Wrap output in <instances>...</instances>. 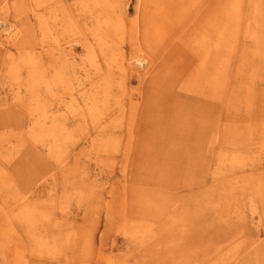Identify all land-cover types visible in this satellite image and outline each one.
Listing matches in <instances>:
<instances>
[{
  "label": "rangeland",
  "instance_id": "1",
  "mask_svg": "<svg viewBox=\"0 0 264 264\" xmlns=\"http://www.w3.org/2000/svg\"><path fill=\"white\" fill-rule=\"evenodd\" d=\"M250 1L260 3L257 5L264 14V0H245V3ZM126 4L129 16L133 17L136 0H126ZM8 5L6 1L0 6L5 10V6L8 8V19H0L2 51L11 50L8 39L14 32L11 27L13 14L28 18L32 0H24L16 8ZM247 10L251 12L252 9ZM242 16L239 40L230 44L234 49L233 60L230 59L231 67L227 71L230 78L227 75L228 87L224 92L223 112L224 118L231 121V124L234 121L240 123L239 138L242 141L246 138L252 141L240 148L244 156L239 155L243 159L242 163L246 162L245 166L229 168L233 154H223L226 157L223 156L222 162L229 169L224 175H230L229 178L224 176L215 180L206 176L203 179V171H198L196 176L192 175L191 169L185 173L181 171L177 162L182 160L187 161L189 167L200 165L199 157L193 158V153L186 149L191 145L187 144L181 150L178 148L184 145L182 139L166 136L169 139L166 144L170 143L171 148L162 146L156 150L153 140L158 134L148 130L151 129L150 125L143 124V118L152 114L156 102L153 101L154 98L150 99L148 84L140 81L138 72H133L129 77V93L126 92L123 96H131V101H128L124 108L125 114L121 117L127 119L132 114L140 122L134 128V145L127 160L123 153H105L99 150L109 139L108 135L91 134L88 131H80L79 134L74 129L68 135L67 142H57L56 139V142L50 144L51 138L48 136L47 146L32 141L27 136L28 133L36 135L42 141L45 140L42 137L46 133L50 134V129L46 125L45 128L40 127V123H30L31 111L45 113L49 112L48 108L46 105L41 109L31 105V94L27 99L28 104L18 105L15 100L18 97L17 89H12L10 85L0 89V114H5L2 107L12 108L13 103L18 106L12 110L11 119L4 123L0 121V264H107L105 258H111L115 264H203L206 260L207 264H252L253 258L259 264L264 263V59L259 58L258 51L255 52L251 38L253 33H260V37L262 33L264 43V22L261 25L255 24V17L253 20V15L247 11ZM248 25L251 26L250 29H247ZM92 43H98L93 48L94 52H100L98 45L102 44L101 41ZM143 47L140 46V49L144 50ZM67 48L72 53L71 62L75 73H78L76 78L85 81L89 63L86 60V50L78 43H74V49L69 46ZM123 49L127 64L136 62L137 58H147L138 53L140 49L136 52L129 42L123 45ZM19 51L28 53L30 49L24 47L20 40L18 46L12 48V52ZM114 68L116 69L113 67L112 70ZM179 71L180 68L177 69ZM156 77L161 82L168 76L167 73H161ZM171 101L173 98L169 100ZM115 116L119 119L120 112ZM88 126V129L93 126L89 123V118ZM139 144L141 152L136 150ZM58 145H63L62 151L66 148L69 154L62 165L54 164L47 156L50 147L55 150ZM29 148L33 151L30 159H26L23 155L26 151L29 152ZM22 157V164L15 167ZM206 157L209 161L214 160L210 154H206ZM225 181L231 182L224 185ZM221 185L227 187V190L221 191ZM72 189L77 190L78 195H73ZM68 194L73 197L70 209L66 211L63 208L66 205L63 204V198ZM180 206H190V216L180 217ZM166 210L171 212L168 214L171 220L173 213L177 212L174 218H177L176 223L180 218H191L187 229H180L187 232H180L175 228L171 231L170 222L161 225L158 230L154 229L160 226L161 222H156ZM54 220L62 223L67 220L60 228V238L65 233H78L83 238L80 244H83L85 238L79 227L90 225V235L94 237L86 243L94 250L91 259L85 257L80 260V254L74 253L64 243L61 248L55 247L52 250L39 246V241H36L37 229L46 228L55 234L52 223ZM147 229L155 230V239L142 247L134 237ZM164 229L168 232L159 233ZM200 234L214 237L213 241L216 242L226 234L232 238L233 246L238 244L241 250H234L229 254L238 253L235 259L216 261V255L222 251L225 253L227 248L222 243L209 248L211 245L204 238V241H195L194 238ZM159 235L185 237L189 239L190 246L180 248L176 254L161 260L159 258L164 252L160 251ZM49 242L51 243L50 240ZM161 243L164 244L162 241ZM167 246L169 247L168 244ZM189 250L193 256L191 260L194 261H186ZM18 257H24V260Z\"/></svg>",
  "mask_w": 264,
  "mask_h": 264
},
{
  "label": "bare ground",
  "instance_id": "2",
  "mask_svg": "<svg viewBox=\"0 0 264 264\" xmlns=\"http://www.w3.org/2000/svg\"><path fill=\"white\" fill-rule=\"evenodd\" d=\"M6 1L8 6L16 8L24 0H0V6ZM257 4L260 3L250 1L246 4L245 0H136L134 16L130 17L126 0H32L28 18L13 14L11 27L14 32L8 39L11 50H0V89L8 85L17 89L18 97L15 100L18 105L28 104L27 99L31 94V105L40 109L46 105L48 108L49 112L45 113L31 111L30 123H40V127L47 126L50 129V134L46 133L42 137L45 140L42 141L36 135L28 133L27 136L32 138V141L47 146L48 136L51 138L50 144L56 142V139L57 142H67L68 135L74 129L79 134L80 131H88L92 132L91 134L108 135L109 139L99 150L105 153H123L127 160L134 145L135 126L140 125V122L132 114H129L127 119L121 117L125 114L124 108L128 101H131V96H123L126 92L129 93V77L133 72H138L140 81H146L148 84L150 99L154 98L153 101L156 102L152 114L143 118V124L150 125L151 129L148 130L158 134L153 140L156 150L162 146L171 148L170 143L166 144L169 141L166 136L182 139L184 145L178 148L181 150L187 144L191 145L186 149L193 153V158L199 157L200 165L189 167V163L182 160L177 162L180 170L185 173L191 169L194 176L198 175V171H203V179L206 176L215 180L222 179L228 176L224 174L229 170L222 162L223 156L226 157L223 154H233L229 168L245 166L246 162L242 163L240 156H244L240 148L241 145L252 141L248 138L242 141L239 138V122L234 121V124H231V121L224 118L223 102L224 92L228 87L227 71L233 60L234 49L230 44L239 40L242 15L247 11L253 15V20L255 17V24L261 25L264 22V14ZM5 7L7 10V6ZM249 8L252 9L251 12L247 10ZM6 10L4 7L0 8V19H8ZM248 26L247 29H250L251 26ZM251 38L255 52L258 51L259 58L264 59L263 34L261 33L260 37V33H253ZM20 40L23 41L24 47L30 49L28 53L12 52V48L18 46ZM99 41L102 43L98 45L100 52H94L93 47L98 43L92 42ZM127 42L131 43L136 52L140 46H144L145 49H140L138 53L147 58H137L136 62L127 64L124 60L126 52L123 49ZM74 43L81 44L88 54L85 81L76 78L78 73H75L71 62L72 53L68 52L67 47L74 49ZM111 43L113 45H110ZM113 67L116 69L112 70ZM179 68L180 71L177 72ZM161 73H167L168 77L160 82L156 76ZM171 98L173 101L169 102ZM14 104L16 103L12 104V108L2 107L5 114H0V121L4 123L13 117L12 110L18 107ZM118 111L120 118L116 119ZM147 111L146 107L145 114ZM88 118L89 123L93 125L89 129ZM63 148V145L56 146L55 150L50 147L47 156L54 164L62 165L69 157L66 148L62 151ZM136 150H141L140 144L136 146ZM28 151L23 155L26 159H30L33 149L29 148ZM206 154H210L214 160L209 161ZM22 162L23 157L15 167L20 166ZM230 182L221 183L227 185ZM220 189L226 191L227 187L221 185ZM72 191L73 195H78L77 190ZM72 197L68 194L63 198V204H66L63 208L66 211L70 209ZM178 210L181 211L178 213L180 217L192 212L190 206H180ZM168 211L162 213L156 222L161 224L154 229L158 230L161 225L170 222L171 231L175 228L177 231L187 232L180 229H187L191 218H180L176 223L177 218H174L177 212L173 213L171 220L168 215L171 212ZM64 222L52 221L55 234L39 227L36 234L39 246L52 250L55 247L61 248L64 243L74 253L80 254V260L85 257L91 259L94 250L86 243L94 237L90 235V225H83V229L79 227L85 238L83 244H80L83 238L79 237L77 232L75 235L65 233L64 237L60 238V228L67 220ZM149 227L153 228L151 225ZM71 230L75 233L73 228ZM155 230L147 229L135 234L134 238L144 247L148 241L155 239ZM162 232L168 230L164 229L159 233ZM207 236L200 234L194 240L204 238L211 245L209 248L221 243L227 248L225 253L222 251L216 255V261L224 258L229 261L235 259L238 253L229 254L234 250H241L240 245L233 246L232 238L226 234L218 242L213 241L214 237ZM158 242L160 251L164 252L159 258L161 260L176 254L180 248L190 246L189 239L174 235H159ZM186 254V261L191 260V250ZM18 258L24 260V257ZM105 261L107 264H115L111 258H105ZM251 261L252 264H259L254 258ZM207 263L206 260L203 264Z\"/></svg>",
  "mask_w": 264,
  "mask_h": 264
}]
</instances>
